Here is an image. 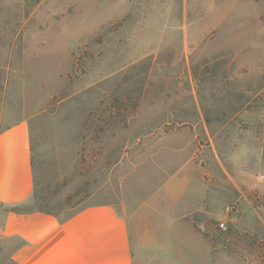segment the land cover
Wrapping results in <instances>:
<instances>
[{
	"label": "rangeland",
	"instance_id": "1",
	"mask_svg": "<svg viewBox=\"0 0 264 264\" xmlns=\"http://www.w3.org/2000/svg\"><path fill=\"white\" fill-rule=\"evenodd\" d=\"M19 120L30 209L143 216L147 264L189 231L187 264H264V0H0V131Z\"/></svg>",
	"mask_w": 264,
	"mask_h": 264
},
{
	"label": "crops",
	"instance_id": "2",
	"mask_svg": "<svg viewBox=\"0 0 264 264\" xmlns=\"http://www.w3.org/2000/svg\"><path fill=\"white\" fill-rule=\"evenodd\" d=\"M35 190L32 131L19 120L0 131V220L6 240H17L16 264H145L140 236L143 216H127L112 205L86 207L67 219L45 212L16 213L7 207L29 202ZM147 227V226H145ZM181 264L187 247L207 245L193 231L179 237ZM147 264V263H146Z\"/></svg>",
	"mask_w": 264,
	"mask_h": 264
},
{
	"label": "trees",
	"instance_id": "3",
	"mask_svg": "<svg viewBox=\"0 0 264 264\" xmlns=\"http://www.w3.org/2000/svg\"><path fill=\"white\" fill-rule=\"evenodd\" d=\"M31 207V200L25 204H19V205H16V206H10V207H7L8 210H11L13 212H16V213H29V212H33V211H40V212H45L47 214H52V215H55L53 213H51L50 211H47V210H43V209H30Z\"/></svg>",
	"mask_w": 264,
	"mask_h": 264
},
{
	"label": "built area",
	"instance_id": "4",
	"mask_svg": "<svg viewBox=\"0 0 264 264\" xmlns=\"http://www.w3.org/2000/svg\"><path fill=\"white\" fill-rule=\"evenodd\" d=\"M232 211H233V207L232 206H227L226 210H225V213L227 215H229V214L232 213ZM218 228L221 231H226L228 229V225H227L226 221H223V220L219 221L218 222Z\"/></svg>",
	"mask_w": 264,
	"mask_h": 264
}]
</instances>
